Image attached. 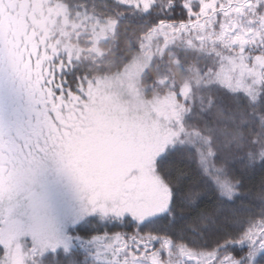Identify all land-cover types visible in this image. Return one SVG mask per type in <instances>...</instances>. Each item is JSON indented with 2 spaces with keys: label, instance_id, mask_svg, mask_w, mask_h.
<instances>
[{
  "label": "snow or ice",
  "instance_id": "6c2138e0",
  "mask_svg": "<svg viewBox=\"0 0 264 264\" xmlns=\"http://www.w3.org/2000/svg\"><path fill=\"white\" fill-rule=\"evenodd\" d=\"M0 264H264V0H0Z\"/></svg>",
  "mask_w": 264,
  "mask_h": 264
}]
</instances>
